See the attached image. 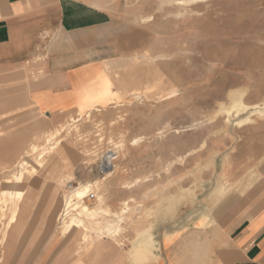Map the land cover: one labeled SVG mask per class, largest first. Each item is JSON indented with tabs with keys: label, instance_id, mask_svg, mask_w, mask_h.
I'll list each match as a JSON object with an SVG mask.
<instances>
[{
	"label": "rangeland",
	"instance_id": "rangeland-1",
	"mask_svg": "<svg viewBox=\"0 0 264 264\" xmlns=\"http://www.w3.org/2000/svg\"><path fill=\"white\" fill-rule=\"evenodd\" d=\"M105 2L112 11L109 24L67 34L65 46H42L40 58L42 79L44 55L56 54L73 66L99 61L75 71L85 90L78 92L83 99L75 98L81 88L75 86L70 97L90 116L57 111L35 123L26 115L10 126L0 194L22 174L25 195L12 230L40 233L42 242L55 235L78 249L105 242L128 249L133 264H145L151 261L143 250L149 244L131 242L136 228L154 232L178 214L188 220L208 214L241 193L234 188L242 182L264 178V0H193L182 6L176 0ZM140 72L155 81L146 93L152 97L141 101ZM92 100L98 106L87 108ZM192 122L194 130L185 131ZM68 125L50 147L44 145ZM43 149L49 153L36 172L22 166L33 164ZM109 153L116 155L112 166L118 168L106 177L98 166ZM95 182L100 183L91 192L96 199H84L89 208H96L101 196L103 209L118 213L125 202L133 209L122 216V230L109 237L89 228L63 234L62 221L79 211H73L75 202L67 206L66 195ZM5 214L0 229L9 211ZM104 215L98 221L111 218Z\"/></svg>",
	"mask_w": 264,
	"mask_h": 264
},
{
	"label": "crops",
	"instance_id": "crops-1",
	"mask_svg": "<svg viewBox=\"0 0 264 264\" xmlns=\"http://www.w3.org/2000/svg\"><path fill=\"white\" fill-rule=\"evenodd\" d=\"M111 21L105 0H0V168L1 159L9 157V127L26 115L35 123L42 114L50 118L57 111L77 112L70 97L82 77L75 71L99 62L73 66L56 54L44 55L48 65L42 79V46H65V40L57 42L59 36ZM26 63L31 64L27 70ZM97 104L92 100L86 107ZM234 189L242 192L226 197L214 211L194 214L191 220L178 214L140 239L149 244L143 247L151 259L145 264H264V178ZM50 237L42 242L37 232L0 229V264H133L128 249L105 242L78 249Z\"/></svg>",
	"mask_w": 264,
	"mask_h": 264
},
{
	"label": "bare ground",
	"instance_id": "bare-ground-1",
	"mask_svg": "<svg viewBox=\"0 0 264 264\" xmlns=\"http://www.w3.org/2000/svg\"><path fill=\"white\" fill-rule=\"evenodd\" d=\"M191 1L193 0H176V4L179 6H182V5L188 4ZM65 36H66L65 34L59 36L58 40L62 42L63 41L62 39H64ZM142 57L143 55L141 56V58ZM149 60L151 59L149 58ZM143 75L144 73L142 72L137 74V76L142 78V85H143V87H141L139 91L137 90L138 92L137 97L139 101L143 100L144 98L145 99L151 98L152 95L151 94L149 95L146 93H149V91L155 89L154 87L155 81H152L149 79L147 81V78L145 76L143 77ZM83 85L84 84L80 86L81 88L77 89L75 98L83 97L82 93L78 95V92L80 93L85 90ZM79 101H82V100L79 99ZM115 102L116 104H119L117 102V99L115 100ZM83 106H85V104L81 103V107ZM77 116L79 118H82V116H85L88 118L90 116V113L87 110L86 112H82L79 109L77 112ZM74 121L77 122L79 120L77 121L74 120ZM71 126L72 125H68L65 128L61 127V129H57L54 132H52L48 137L45 138L44 145L50 147L52 145V142L55 141L59 136H61V133L65 129L69 130ZM195 126L196 124L192 122L191 124L186 126L185 131H193ZM134 143L136 144L137 141H135ZM49 149L52 150L53 148H49ZM37 150H38L37 146L33 145L31 147L32 153H36ZM193 152L194 151H192V153ZM47 153H49V151L43 149V151L40 152L37 155V157L34 159L33 164H28V163L23 162L22 166H25V165L29 166L31 167L30 169L32 173L36 172L37 168L40 166L41 160L44 158V156ZM188 155L189 154H187V156ZM100 167H101L100 168L101 170H104L103 164H101ZM117 168H118L117 165L109 167V170H106L104 172L105 173L104 175L106 177H111L113 174L117 173ZM13 179L15 182L13 183L11 181H8L6 183V186H4V188L2 189V192L0 194L1 196L0 197V223L5 218L6 211H9L8 218L6 222L3 224L4 231L10 229L12 225L16 223L18 212H19V207L17 206V204L23 199L25 195V191L21 185L23 175L19 174V175L13 176ZM99 184L100 183L98 182H95L94 184L85 183V184L79 185L76 188L72 189L69 192V194L66 195L65 203L67 204V206L71 207L72 202H75L74 203L75 208L73 211H77V209H79V211L76 212L75 215H69L67 220L62 221L61 223L62 225L59 228L62 230L63 234L75 232L77 229H80V228H83L84 230L87 231L89 228L95 233H97L98 235H104V237H109V236L117 235L122 230V226H121V222L123 221L122 216L133 211V209L128 205L127 202L123 203V208H121L119 212L116 213V212H112L110 208L107 206H105V209L101 208V199H102L101 196H97L96 203L98 205L94 209L89 208L86 202L84 201V199L88 197V195L92 192L93 189H95L96 191L97 189H99L98 188ZM95 199H96V196H95ZM102 214H105L104 216H109L111 218L105 219L103 222H100L98 221V219L100 218ZM84 225H87V227H85ZM135 230L137 233L134 235V239H132L131 242H134L137 239L138 240L144 239L153 233V228L151 227H146L142 229L136 228Z\"/></svg>",
	"mask_w": 264,
	"mask_h": 264
},
{
	"label": "built area",
	"instance_id": "built-area-1",
	"mask_svg": "<svg viewBox=\"0 0 264 264\" xmlns=\"http://www.w3.org/2000/svg\"><path fill=\"white\" fill-rule=\"evenodd\" d=\"M115 159H116V155L114 153H109V155L104 156L101 160V163H100V165L103 164L104 170H101L100 169L101 167L99 165L100 172L102 173L106 170H109V167H112V163ZM87 199L90 201H93V200H95V195L93 193H90L88 195Z\"/></svg>",
	"mask_w": 264,
	"mask_h": 264
}]
</instances>
